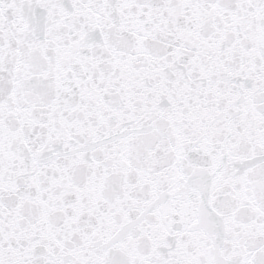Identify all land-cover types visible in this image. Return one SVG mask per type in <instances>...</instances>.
<instances>
[{
	"label": "snow or ice",
	"instance_id": "snow-or-ice-1",
	"mask_svg": "<svg viewBox=\"0 0 264 264\" xmlns=\"http://www.w3.org/2000/svg\"><path fill=\"white\" fill-rule=\"evenodd\" d=\"M0 264H264V0H0Z\"/></svg>",
	"mask_w": 264,
	"mask_h": 264
}]
</instances>
